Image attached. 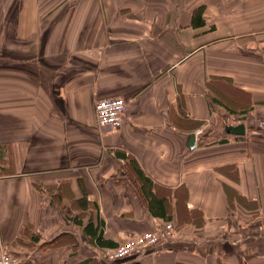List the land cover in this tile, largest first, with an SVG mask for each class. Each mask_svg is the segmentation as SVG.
<instances>
[{
    "label": "crops",
    "instance_id": "crops-1",
    "mask_svg": "<svg viewBox=\"0 0 264 264\" xmlns=\"http://www.w3.org/2000/svg\"><path fill=\"white\" fill-rule=\"evenodd\" d=\"M111 96L117 129L94 114ZM262 120L264 0H0V248L24 264H264ZM88 220L113 243L174 229L110 263Z\"/></svg>",
    "mask_w": 264,
    "mask_h": 264
},
{
    "label": "built area",
    "instance_id": "built-area-1",
    "mask_svg": "<svg viewBox=\"0 0 264 264\" xmlns=\"http://www.w3.org/2000/svg\"><path fill=\"white\" fill-rule=\"evenodd\" d=\"M94 114L99 126H107L117 129L122 124V115L126 108V101L121 96L101 97L94 100ZM259 130L264 132V120L259 122ZM197 129L195 134H200ZM171 223L166 222L158 231H149L133 235L128 239L119 241L114 247L101 249L100 256L107 262H114L130 257L132 254H139L157 242H165L171 237ZM0 264H24L21 256L7 248H0Z\"/></svg>",
    "mask_w": 264,
    "mask_h": 264
},
{
    "label": "trees",
    "instance_id": "trees-1",
    "mask_svg": "<svg viewBox=\"0 0 264 264\" xmlns=\"http://www.w3.org/2000/svg\"><path fill=\"white\" fill-rule=\"evenodd\" d=\"M201 9V8H199ZM137 177H139L141 183H140V189L142 196L146 200L147 206L150 207V210H152L154 213H157L158 215L162 216V210L164 206V199L158 198V196L152 192L150 189L152 184L149 177L145 176L143 173L137 172ZM165 220H170V216H165ZM78 224H80V221H75ZM169 222V221H166ZM170 223V222H169ZM103 223L101 221H97L95 224L92 222V220H88L84 225H82L83 233L85 234L88 241L94 243L95 245H98L100 247H114L117 245V243H113L111 240L104 239L103 234ZM132 264H138V263H132Z\"/></svg>",
    "mask_w": 264,
    "mask_h": 264
},
{
    "label": "water",
    "instance_id": "water-1",
    "mask_svg": "<svg viewBox=\"0 0 264 264\" xmlns=\"http://www.w3.org/2000/svg\"><path fill=\"white\" fill-rule=\"evenodd\" d=\"M227 130H230V132H232L233 134H243L244 133V126L242 124H238L234 127H227ZM189 138L191 139L192 142V138L193 135H189Z\"/></svg>",
    "mask_w": 264,
    "mask_h": 264
},
{
    "label": "rangeland",
    "instance_id": "rangeland-1",
    "mask_svg": "<svg viewBox=\"0 0 264 264\" xmlns=\"http://www.w3.org/2000/svg\"><path fill=\"white\" fill-rule=\"evenodd\" d=\"M172 225V224H171ZM173 226V225H172ZM172 226H170L171 227V229H170V233L172 234V232H173V229H174V227H172ZM145 232H149V231H145ZM145 232H142V233H145ZM141 234V233H140ZM131 237V236H130ZM129 237H127L126 239H128Z\"/></svg>",
    "mask_w": 264,
    "mask_h": 264
}]
</instances>
